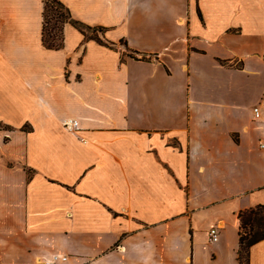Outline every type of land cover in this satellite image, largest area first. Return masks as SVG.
Masks as SVG:
<instances>
[{
    "label": "crops",
    "instance_id": "0c3cea01",
    "mask_svg": "<svg viewBox=\"0 0 264 264\" xmlns=\"http://www.w3.org/2000/svg\"><path fill=\"white\" fill-rule=\"evenodd\" d=\"M61 1L96 30L52 49L43 0H0V264H240L264 0Z\"/></svg>",
    "mask_w": 264,
    "mask_h": 264
},
{
    "label": "trees",
    "instance_id": "16d2710c",
    "mask_svg": "<svg viewBox=\"0 0 264 264\" xmlns=\"http://www.w3.org/2000/svg\"><path fill=\"white\" fill-rule=\"evenodd\" d=\"M44 1V24L42 39L46 47L60 49L64 44V27L71 23L86 35L89 30H96L82 22L74 20L71 11L61 0ZM103 43L100 38H96ZM142 58H145L143 56ZM241 221L240 248L238 260L240 264L250 263L251 247L264 239V205L242 210L239 213Z\"/></svg>",
    "mask_w": 264,
    "mask_h": 264
},
{
    "label": "built area",
    "instance_id": "2783aa9c",
    "mask_svg": "<svg viewBox=\"0 0 264 264\" xmlns=\"http://www.w3.org/2000/svg\"><path fill=\"white\" fill-rule=\"evenodd\" d=\"M264 107V101L262 104L256 105L252 109V116L254 120H259L262 117V108ZM64 125L67 128H78L79 121L75 119H67L64 121ZM264 148V144L261 145ZM210 236L212 241L218 240V228L214 227L210 230ZM68 256L65 254H54L50 260L39 262V264H58L59 261H66Z\"/></svg>",
    "mask_w": 264,
    "mask_h": 264
},
{
    "label": "rangeland",
    "instance_id": "374dc122",
    "mask_svg": "<svg viewBox=\"0 0 264 264\" xmlns=\"http://www.w3.org/2000/svg\"><path fill=\"white\" fill-rule=\"evenodd\" d=\"M228 65V64H227ZM233 64H230V66H232Z\"/></svg>",
    "mask_w": 264,
    "mask_h": 264
}]
</instances>
